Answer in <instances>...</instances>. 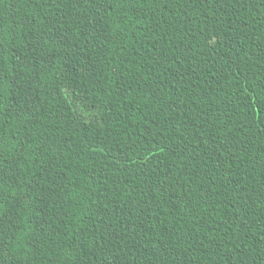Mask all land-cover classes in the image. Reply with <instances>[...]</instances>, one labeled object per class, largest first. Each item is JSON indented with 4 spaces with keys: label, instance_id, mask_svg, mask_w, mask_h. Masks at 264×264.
Wrapping results in <instances>:
<instances>
[{
    "label": "trees",
    "instance_id": "1",
    "mask_svg": "<svg viewBox=\"0 0 264 264\" xmlns=\"http://www.w3.org/2000/svg\"><path fill=\"white\" fill-rule=\"evenodd\" d=\"M0 264H264V0H0Z\"/></svg>",
    "mask_w": 264,
    "mask_h": 264
},
{
    "label": "rangeland",
    "instance_id": "2",
    "mask_svg": "<svg viewBox=\"0 0 264 264\" xmlns=\"http://www.w3.org/2000/svg\"><path fill=\"white\" fill-rule=\"evenodd\" d=\"M84 117L88 119L90 117V111L88 109L85 110Z\"/></svg>",
    "mask_w": 264,
    "mask_h": 264
}]
</instances>
